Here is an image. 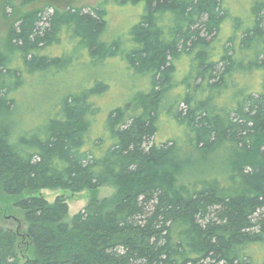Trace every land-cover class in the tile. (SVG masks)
<instances>
[{
	"label": "trees",
	"instance_id": "1",
	"mask_svg": "<svg viewBox=\"0 0 264 264\" xmlns=\"http://www.w3.org/2000/svg\"><path fill=\"white\" fill-rule=\"evenodd\" d=\"M224 1L133 0L140 21L112 44L102 5L13 22L0 58V264H264V0H252L247 27ZM64 38L95 61L122 58L151 87L101 115L98 83L32 124L21 109L28 76L73 65L50 53ZM169 120L182 137L162 143ZM222 149L232 156L225 183L185 174L194 155ZM105 186L115 193L71 220L66 196L50 203L42 192ZM9 210L22 233L2 224Z\"/></svg>",
	"mask_w": 264,
	"mask_h": 264
},
{
	"label": "rangeland",
	"instance_id": "2",
	"mask_svg": "<svg viewBox=\"0 0 264 264\" xmlns=\"http://www.w3.org/2000/svg\"><path fill=\"white\" fill-rule=\"evenodd\" d=\"M226 7L234 17H240L247 26L252 25L251 3L252 0H225ZM103 6L107 13L106 33L103 40L109 44L119 40L126 41L130 38L131 31L140 21L143 5L133 2V0H0V58L10 53L8 47V34L11 25L22 14L36 9H47L51 13L52 9L65 10L68 7L84 8L89 11L92 8ZM231 21V20H230ZM227 20L221 29L220 36L223 41L233 32L232 23ZM65 42V43H64ZM60 44V43H59ZM76 47L79 45L74 44ZM76 47H71L67 40L51 49L50 53L57 57H71L73 65L64 70L53 71L44 76L36 74L28 76V85L22 93L21 109L25 112L26 118L32 124L41 123V117L53 109L57 101L70 93H79L93 89L98 83L107 85V90L103 91L96 100L101 108V115L108 114L111 110L122 106L126 101L134 98L139 93H145L151 87L150 75L141 76L134 70L129 69L125 60L114 57L105 62L95 61L88 54L79 52ZM180 61L177 63L180 77L186 72L187 63ZM188 62V60H187ZM55 72V73H54ZM187 75V74H186ZM179 77V78H180ZM182 80V78H180ZM183 87V86H182ZM184 88L181 89V91ZM181 92V93H183ZM183 108V107H182ZM100 120V117H99ZM162 132L158 140L162 143L169 138L177 139L182 137L179 129L173 121L168 124L163 123ZM100 133L102 128L99 130ZM179 139V138H178ZM192 156V155H191ZM200 155H194L192 159L196 161L195 168L186 170V175L196 172V177L206 178L225 183L228 176L224 173L226 166L232 161V156L226 150H220L215 155L201 159ZM185 179H189L184 176ZM195 178V177H194ZM115 188L105 186L99 190L84 191L78 194L60 189H47L42 191L50 203H54L56 198L64 195L69 204V220L75 214L82 211L91 199L111 197L115 193ZM17 215V214H16ZM12 210L6 211L2 224L9 226L17 231H24L22 219L16 216ZM22 254L28 255L25 244H21ZM24 259H26L24 257Z\"/></svg>",
	"mask_w": 264,
	"mask_h": 264
},
{
	"label": "flooded vegetation",
	"instance_id": "3",
	"mask_svg": "<svg viewBox=\"0 0 264 264\" xmlns=\"http://www.w3.org/2000/svg\"><path fill=\"white\" fill-rule=\"evenodd\" d=\"M143 5V4H142Z\"/></svg>",
	"mask_w": 264,
	"mask_h": 264
}]
</instances>
